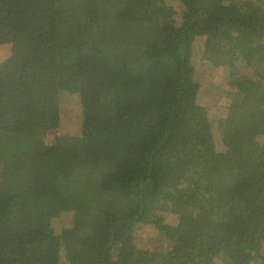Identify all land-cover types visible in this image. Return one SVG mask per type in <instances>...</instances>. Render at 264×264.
Segmentation results:
<instances>
[{
    "label": "trees",
    "instance_id": "1",
    "mask_svg": "<svg viewBox=\"0 0 264 264\" xmlns=\"http://www.w3.org/2000/svg\"><path fill=\"white\" fill-rule=\"evenodd\" d=\"M160 2L174 25L148 35ZM5 14L12 50L44 67L36 91L0 96V264H264V0H0ZM202 84L220 99L211 153Z\"/></svg>",
    "mask_w": 264,
    "mask_h": 264
},
{
    "label": "rangeland",
    "instance_id": "2",
    "mask_svg": "<svg viewBox=\"0 0 264 264\" xmlns=\"http://www.w3.org/2000/svg\"><path fill=\"white\" fill-rule=\"evenodd\" d=\"M174 12L171 9H166L164 2H160L159 6L155 9L152 14L151 24L142 25V31L147 32L148 35L158 32V24L160 22L167 23V27L164 29L165 33H171V28L174 25V18L172 16ZM17 16L15 14H5L0 17V96L2 98L13 97V94H20L18 92L23 91H36L42 84V74L44 64L41 59L37 57H28V55L22 53L19 49L12 50L13 47V32L17 30ZM140 28V26H139ZM215 34L205 33L203 35L204 41L207 46L213 43ZM145 47V52L148 50V46L151 47L152 41H142ZM11 49V51H10ZM142 56L138 55L135 64L141 65ZM225 68V66H223ZM207 84L193 88V101L195 107V119L193 121V127L195 129L196 138L198 141H202V134L204 136V151L207 153L219 151L221 143L217 139L219 136L216 130H210L206 124V120L209 114L212 116L220 115L221 110L218 109L217 104L220 99L216 97L218 91H214L213 88L206 87ZM222 93V92H221ZM195 97V98H194ZM207 108L210 110L207 111ZM207 137H209L207 141ZM262 138V137H261ZM207 142L208 146L207 147ZM28 150L34 151L36 148L32 145L30 147L23 146ZM70 151V149H69ZM30 156V155H29ZM63 158L61 160H64ZM30 163L27 161L26 164L19 167L20 171L28 170ZM177 193L174 192L167 196V200L172 202L176 197ZM180 226L183 224L179 222ZM167 225L162 229V234L166 238L174 239L176 236V230H167ZM179 256H182L181 252L174 249L170 253H165L169 261L175 262Z\"/></svg>",
    "mask_w": 264,
    "mask_h": 264
}]
</instances>
